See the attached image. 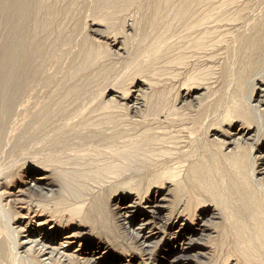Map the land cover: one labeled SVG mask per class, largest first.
Wrapping results in <instances>:
<instances>
[{"label": "bare ground", "instance_id": "obj_1", "mask_svg": "<svg viewBox=\"0 0 264 264\" xmlns=\"http://www.w3.org/2000/svg\"><path fill=\"white\" fill-rule=\"evenodd\" d=\"M77 1L0 0V173L4 169L5 172L8 171L7 163L14 158L25 156L29 159L28 153L32 151L36 159L35 161L32 159L33 165H27L28 161L23 163L24 168L26 166V169H29L28 173L34 176L30 183L25 182V186L35 195L50 197L58 183H55V180L58 179L72 198L82 197L84 191L103 195L108 200L109 197H106L108 194L117 198L119 202L117 219L143 251L151 250L154 244H158V239L163 234L164 237L169 236L171 246L164 259L162 258L161 264H193L194 260L205 257L206 249L200 248L199 242L216 232L210 225L220 219L222 214L228 221L226 234L229 236L232 233L236 237L237 252L245 264H264V187L260 184V179L255 178L253 162L258 157H254L253 146L246 152H241V147L235 153L230 151L225 154L221 151L222 148H216L211 141L204 144L199 136L206 154L199 155L200 157L191 163L187 174H182L185 169H181L180 160L188 163V158L191 159L193 155L188 152L180 155L182 153V149L178 151L181 146L178 139L180 137H176L175 134L170 136V132L166 131H169L170 125L179 118L186 119L188 111L184 113L181 110L183 106L180 110L177 109L176 102L173 103L170 96L168 97V90H165V93L160 91L156 97L151 95L147 100L135 98L129 101L131 94L125 87L131 80L135 83L142 82L140 79L146 78L144 74L147 71H153V74L163 77L166 70H170L168 68L170 65H186L188 55L192 57L203 55L212 59L214 56L222 58L225 55L224 58L228 61L221 71L222 79L228 89L230 82L235 81L236 89L228 100L231 105L227 103L228 107L220 115L221 122L223 124L228 122L229 128H232L227 137L229 146L237 144L238 141L248 144L255 134H259V130H255L254 127L256 119L257 121L258 118L262 119L261 116L257 118V114L254 113L257 108L252 104L255 93L252 83L264 73V0H259V3H256V0H89V3H92L89 6H92L90 8L94 12L91 9L90 11L96 16H92L93 20L94 18L98 20L94 24L99 22L105 26L106 31L118 27L122 22L123 26L124 23L127 24L128 15L131 13L141 18L139 17L137 34L135 32L138 39L132 36L135 41L131 40L132 38L121 40V34L125 29L122 25L115 33L109 31L115 37L109 32L102 36L111 39L121 53H128L131 48L133 49V54L130 55L134 56L129 55L131 60L125 59L128 61L126 71L130 76L127 81L124 79L126 82L123 84L119 80L120 83L116 85L118 90L114 91L119 99L126 101L127 104L106 102L92 96L90 98L94 101H87L89 105H85L86 111L82 110V113L76 111L82 109L80 105L89 98L92 90L99 87L93 84L97 79L95 76L103 74L101 71L98 72L97 68L102 60L104 58L107 60L111 54L108 47L104 48V45L101 47L100 44L96 46L92 43L94 41H89L88 35L84 34L86 26L84 28L74 24L76 26L74 32L66 34V24L77 18L81 14L80 10L86 8L77 7L76 4L80 5ZM82 13L85 14L84 10ZM132 19L136 20L135 17ZM134 25L137 27L138 24ZM69 30L71 29H68V32ZM102 67L104 68V65ZM106 69L103 70L107 71ZM93 70L96 71V75H92ZM146 79L147 82L144 83L146 86L156 85L155 81L149 82V79ZM262 83L264 86V82ZM170 91L172 93V90ZM244 93L247 96L244 98L245 102L242 99ZM225 97L226 93L216 106L212 107V112L209 111L210 116L225 107L227 98ZM245 103L250 107L247 105L248 108ZM258 103L262 104V100L259 99ZM210 107L197 113V118L194 119L195 131L207 130L204 128L207 127L205 123ZM126 109L134 114L143 112L136 124L138 122L144 125V131L138 133L135 131L137 129H133L134 123L125 114ZM214 115L212 117L218 118V114ZM211 120L215 128L216 119ZM84 150L93 157L90 156L88 162L79 164L76 162L77 158H83L80 151ZM73 153L80 154L73 158ZM259 154H263L261 158H264V151ZM172 161L180 165L173 166ZM71 164L74 165V169L67 168V165ZM257 174L264 176V163ZM184 178L210 199L201 200L199 197V200H195L190 199L191 196L186 199L185 196L188 197L190 194H185L188 190ZM171 192L175 194L172 202L169 201ZM85 194L89 197L88 193ZM104 197H98L100 199L95 205L93 203V207L100 217L106 219L105 217L109 215L106 214L108 208L105 209L107 204ZM63 201L58 203V208L62 204L63 207L67 204ZM0 203L2 206V201ZM81 205L84 207V204ZM70 209L69 212L73 215ZM193 209L200 213L199 220L197 225L190 226ZM2 210L0 216L5 219L3 216L5 211L1 215ZM71 210L78 212L74 208ZM81 211L80 214L83 212ZM59 214L56 216L53 214L50 216L51 219L38 224L44 231L36 239L32 237L36 236L37 230L30 229L29 226L25 229L18 226L19 230L12 226L9 232L10 228L7 225L6 228L5 223L4 227L9 232L7 234L6 229L2 227L8 218L6 217L4 222L0 223V229H5L7 234L3 232L6 239L2 238L3 235L0 236V264H66L71 256L65 254L67 250L65 245L69 248L72 246L73 243L69 240L73 236L61 238L62 242L58 243V239L63 237L65 232L61 227L57 229L58 225L53 221L60 218L61 215L57 216ZM35 216L42 215L35 213ZM14 219L19 218L16 215ZM94 220L96 219L94 218L93 222ZM138 221L140 223L136 224ZM90 222L92 221L89 220V224ZM105 225L104 229L107 228V223ZM137 225V229H132ZM0 232L2 234V230ZM20 233L25 236L20 237ZM20 238L24 240L21 241ZM58 244L59 246H56ZM85 251L87 264H110L106 248H89ZM31 256L36 259L35 263Z\"/></svg>", "mask_w": 264, "mask_h": 264}, {"label": "rangeland", "instance_id": "obj_2", "mask_svg": "<svg viewBox=\"0 0 264 264\" xmlns=\"http://www.w3.org/2000/svg\"><path fill=\"white\" fill-rule=\"evenodd\" d=\"M79 1L80 0H78L77 3H79L80 5L76 4V6L77 7H80V8H85L86 7L87 10H85L86 8L85 9H82V10H84V13H85L83 15L82 10H80L79 8H77V9L80 10L81 14L78 15L77 18H74L75 21L74 20L69 21V24H71L72 26L69 25V24L68 25L66 24V27H67L66 28L67 29L66 34L68 33L70 35V33L72 34V32H74V30L76 28V26H74V24L77 25V26L78 25L79 26H84V28L86 26V28L84 30V31H86V33L84 32V34H85V36L88 35L87 38L89 37L88 38L89 41H94L92 43L93 44L95 43L94 45H96V46L97 45L98 46L101 45V47H103L102 45H104V48H107L108 47L107 49H108V51H109V53L111 55H109V57L107 58V60L110 58L109 61L111 60L110 61L111 64H110L109 61L106 60V58H104L102 60L104 63L101 62L100 65H99V67L97 68L98 69V72L101 71V74L103 73L102 76L101 75L98 76V74L96 73L97 69H96V71L93 70L92 75H96L97 74L95 77L98 80L100 79L102 82L99 80V83H98V80L97 79L96 80L94 79L96 82L94 81L93 84L96 87L99 86L98 89L97 88L93 89L91 87V90L93 89L92 92H91L92 94L89 95V98L87 100H85V102H83V105L82 104L80 105V107H82V109L79 108L78 109L79 112L78 111H76V112L77 113H80L82 110H84V108H86V106L89 105V103H87V101L88 102L94 101L93 99L91 100L92 96H93V98L97 96V97H99L100 100L104 99L103 101H106V102L112 101V103L115 102V103H118L120 105H123L124 102L126 103V101H121V99H119V96H117L118 94L116 92H114V91H117L118 90L117 89L118 83H120L122 81L121 84H123V82L125 80L127 81V79L130 76V73L128 71H126V64L128 62L127 60H129V58L131 60V57L134 56V55L133 56L130 55V54H133V49L130 47L132 53H131V51L128 52V53L127 52L126 53H121V51L119 50V47L117 45H115L111 41V39L108 40V39L102 37L104 35H107L109 31H113V33L117 32L116 29H119L120 25L123 26V22H122V24L120 23L118 25V27H115L114 29L113 28H110L112 30L106 31L107 29H105V26H103L102 24L100 25L99 22L96 23V24H94V22H97L98 20L97 21L95 20L97 18H94V20H93V17H96V16L94 15L95 13L94 14L92 13V12H94V11H92L93 9L90 8L92 6H89L92 3H89V0L88 1L86 0L87 2L84 1V0H81L80 2H82V3H80ZM256 3H259V0H256ZM81 4H83V5H81ZM90 9H91L92 12L90 11ZM87 11L90 12V14H88ZM86 12H87V15H86ZM132 14L133 13H131L130 15H128V18H127L128 19L127 20V24L128 25L126 23H124V26H126V27L123 26V28H125V29L123 30L124 31L123 32L124 35L123 34H121L122 36L120 35L121 38H122V39L120 38L121 40H124L125 38H128V39H131L132 38L131 40L135 41V38H136V40L138 39L136 37V35H135V32L137 34V31H138L137 29H138V26H139V19L141 17L138 15L140 17L139 18V17H136V15L133 16L134 14L133 15ZM80 16H82V17L80 18ZM88 16L89 17H92L93 16V17L92 18H87ZM129 17H132V18L135 17L136 20L134 21V19H132V18L130 19ZM84 20H85V22L86 21L88 22V23L86 22V25H85ZM130 24L132 25L131 27L129 26ZM134 24H136V25L138 24L137 27ZM69 26H71V27H69ZM127 26H128V28H127ZM130 28H133V29L130 30ZM68 29H71V30H69V32H68ZM134 30H136V31H134ZM104 31H106V32H104ZM112 34H111V36H114ZM132 36L135 37V38H133ZM132 43L135 44L134 42H132ZM126 54H128L127 55L128 58L126 57ZM178 55L179 54H177V56ZM177 56H175V57H177ZM224 56L225 55H223L222 58L221 57L214 56L213 59H212V57L211 58L210 57H203V55H201V57L198 56V55L197 56H193V57L191 55H188L187 64L185 63L186 65H184V66H182V65L181 66L180 65L179 66H177V65H170L171 67H168L170 70L167 69L165 75H163L164 78L161 77V76H157L156 73L153 74L152 73L153 71L152 72L151 71H147L146 72L147 74L146 73L144 74V72H143V74L145 75V77L149 79L148 81L151 82L153 80V81H155V84L156 85L153 86V87L146 86L144 84L145 82H147V79L146 78L140 79L142 82H136V83H135V81H132L131 80V82H129L127 85H125V87H127V90H129L128 93L131 94V95L129 94L130 96H129L128 100L129 101L131 99L134 100L135 98L136 99L138 98V99H141V100H145V99L147 100L148 98L151 97V95H155V97H156V94L158 96V94H159L160 91H161V93L162 92L165 93V90L166 91L168 90L167 91L168 92V97L170 96L169 98H170L171 101H173V103L176 102L175 104H176L177 109L180 110L181 106H183L182 107L183 109L181 108V110H183L184 113L188 111L186 113V115L188 114L186 116V119L183 118L185 120V122H184V120H181L179 118L173 124L170 125L171 127L168 129L169 131H166V132H170V134L168 133L170 136H174V134H175L176 137L178 136V137L181 138V139L178 138L179 139V142L181 143V146H182V147L179 146V149H178V151L182 149V153H180V155H182L183 153H187V152H188V154H191V156L193 155L192 156L193 159L192 158L191 159L188 158V160H189L188 163H185V162H183V161L180 160L181 169L182 168L185 169V170L183 169L184 172L182 174H187L188 168L191 166V163L193 162V160H195L197 157H200L199 155H201V156H202V154L204 155L205 149L203 151L204 145L202 144V142H200V139L201 138H202L201 140H203V143L204 142L206 143V141H209V142L211 141V143H213L216 148H218V147L220 149L222 148L221 151L224 152L225 154L228 153V152H230V151H231L230 153H235L241 147H242L241 148V152H246V151L250 150V147L251 146H253V148L255 149V152H254V155L255 156L254 157H258L256 159V161L253 162L254 163L253 164L254 170H255V173H256L255 178H256V180H259L260 179V184L264 187V176L263 175H260V174H257L263 168V163H264V158H261L263 156V154H259V152H263L264 151V131L262 132V130H264V129H262V128H264V102H263V100H264V86L261 85V84H263L262 82H264V77H263L264 76V73L261 75L262 76L261 78L260 77L255 78L254 81H253L254 83H252V86L254 85L253 89H255L254 90L255 93L253 92L254 94H253V99H252L253 102H252V104L255 105L256 108H257V109H255V111L256 110L257 111L254 112V113H255V115L256 114L258 115V116L256 115L257 118L260 117V116L262 117V119L261 118H258V121L256 119V123H255V126H254L255 127V130H257V129L259 130L260 136H259V134H257V135L255 134L252 137V139L249 140L248 144H245V143L243 144V142H241V141L239 142L238 141L237 144H233L232 146H229V144H228L229 143V141H228L229 139H227V137H228V134H230L232 132V128H229V125H228L229 123L228 122H224V124L221 122L220 115L226 110V108L228 107V104L231 105V102H229L228 100L231 98L230 95H232V93H234V91L236 89V83H235V81L232 80L231 82H234L235 86H233L234 84L230 82V85H229L230 86V89H228L227 86H226V84H225V82H224V80L222 79V72L221 71L224 70L223 67L226 66L227 61H228V59L227 58L225 59ZM125 59H127V60H125ZM112 61L118 62L117 63L118 66H116L117 64L115 62H112ZM107 62L110 65H112V64L114 65L115 64L114 66H112L114 69L110 65H108ZM102 65H104V68L102 67ZM105 67H107V69ZM103 69H106L107 71H104ZM110 71H112V72L110 73ZM104 72H105V74H104ZM106 72H108V73H106ZM124 72H125V74H123ZM149 72H151V75H150ZM143 74H142V77H144ZM103 75H104V77H103ZM154 75H156V77H154ZM198 75H200V76H198ZM150 76H153V77H150ZM92 77L94 78V76H92ZM100 77H103V78L101 79ZM119 80H120V82H119ZM184 81H186V82H184ZM93 84H92V86L95 87ZM164 87H165V89H164ZM151 89H153V90H151ZM187 89H189V90H187ZM94 90L96 91V93H95ZM170 90H172V93L173 94L171 93ZM152 91L153 92L156 91V92L153 94ZM246 91L248 92V90H245V92ZM261 91H263V92H261ZM227 92H228V94H227ZM93 93H95V94L93 95ZM101 93H102V95H101ZM225 93H226V97H227V98L225 97L226 98V105H224L225 107L222 110L218 111L217 113H215L213 111L214 113L212 114V116L214 114L215 115L218 114L217 115L218 118L217 117L210 116L209 111L212 112V110H213L212 107L214 108V106H216L217 102L220 100V98H222V96ZM246 93L243 94V96L245 95L244 97L242 96L243 97L242 98L243 99V102H245V99L244 98L247 97L246 96ZM190 94H191V96H190ZM260 96H263V97L260 98ZM259 99L262 100V104H259L258 103ZM209 104H211V105H209ZM204 105H205V107H204ZM207 105H209V106H207ZM245 105L247 106L248 103H245ZM207 107H210L209 110H208V116H207V120H206V123H205V125L207 127L204 128V129L207 128V130H204V132L203 131L202 132H197V131H195L194 119L198 115L197 113H201ZM85 111H86V109L83 112H85ZM183 111H182V113H183ZM258 112L261 113V114H259ZM125 114H127V116H129V119L131 121H133L134 124L132 123L133 124L132 127H133V129H137V130H135L136 132L138 131V133H140V132H142V130L144 131V127H143L144 125H142V124L140 125V124H138V122L136 124V121H140L139 119L143 115V112H137L136 114H134V113H131V111H129V110L126 109ZM191 114H192V116H191ZM189 115H190V117H189ZM188 118H190L191 120H189ZM211 118L213 119V121H214V119L217 120V122H216V120L214 122L215 128H214V126H212L213 123H212ZM258 122H260V123L258 124ZM237 125H241V123H239V124L237 123ZM127 129H129V127H127ZM179 134H180V136H179ZM199 136L201 138H199ZM203 137H205L204 138L205 141H204ZM196 140H197V142H196ZM198 142H200V143H198ZM190 147H191V149H189ZM184 149H186V150H184ZM80 150H83V149H80ZM86 151L85 150L84 151H80L81 154L80 153H78V154H74L73 153L74 155L72 154V157L73 158H76L80 154V156H82L83 158H80L79 159V157H78L77 158L78 160L76 162L79 163V164H84V162L85 163H86V161L88 162L89 159L91 157H93L92 155L86 154ZM202 151H203V153H202ZM31 152L32 151H30V153H28L29 154L28 155L29 159L27 157H25V156L24 157H21V158H23V160L21 158H14L9 163H7V167H6V170H8V171H6L7 173L5 172V169H4V171H1V173H3V174L0 173V178H1L0 179V183L2 182L0 184V196L2 197V198L0 197V200L2 201L3 208L1 206V203H0V207L2 209H4V211L7 208L6 209L7 213L5 211V214H7V216L4 214V211L1 208H0V210L3 211V213H1V215L4 214L3 216H5V219H6V217H8L6 219V221L7 220L8 221L7 222L6 221L4 222V220H5L4 217L2 218L0 216V223L2 224L4 222L2 224V227H4V224L6 223L5 224V227H6V225L9 226V228H10V231L9 232H11V230H12L13 227L14 228H16V227L18 228V226H19L20 229L22 227H23L22 229H25L26 226H29L30 229H36L37 230L36 236H33L32 237V239H36V238H38L39 234L43 233V231H44L42 229V227H39L38 226V224L39 223H42L44 221H47L49 219H51L50 216L52 217L53 214L56 216V214H59L60 213L59 215H57V216H60L61 215L60 218H57V219L53 220V221H56V223L58 225L57 229L59 227H61V228H63L65 230L64 236L63 237H60L58 239V243L60 244L62 242V239L61 238H65V237H68V236H73V238L71 240H69L71 243H73L72 246H70V248H69L67 245H65V247H66L65 249H67V250H65V254L66 255L69 254L68 256H71L70 259H68L69 261L66 264H87V262H85V260L87 259V257H86V255L84 253H86L85 250L86 249H89V248H92V249H94V248H103V249L106 248L107 252L109 253L108 260H109V263L110 264H154V263L155 264H161L163 262L162 258L164 259L165 253H167L168 249L171 246V243H169V239H168L169 236L168 237L167 236L164 237V234H163V236H161V238H163V239H161V238L158 239V242H157L158 244H154L151 250H147L146 249V250H144L145 251L144 252L143 249L138 246V244L135 242V240L133 238H131V235L129 234V231H127L126 227H124L123 225L121 226L120 221L117 219V216H118V213H119L118 212L119 209L117 208L119 206V204H118L119 202H118V199L117 198H113V197H111L108 194V195H106V197H109V200H108V198H105L103 195H99V194H96V193L89 194V192H87V191H84V193L82 195V197L88 198L86 200L83 199L82 197L77 198V199L76 198H72V196L66 191L65 187H63L62 184L59 183L58 179L55 180V183L58 182L59 184L56 183V187H55L54 192L50 194V197L51 198L44 196V197H46V200H45V198L43 196L37 195V194L35 195L31 191H29L28 190V187L25 186V185H26V183L28 181H29L28 183H30L31 179H33L34 176H31V173H28V170L29 169L27 170L26 169L27 168L26 166L24 168V163L28 161V164L27 165H29V164L30 165H33V162H32L33 160L32 159L34 158V155ZM82 152H83L84 155H82ZM75 155H77V156L74 157ZM85 156H86V158H85ZM87 156H89V157H87ZM24 159H27V160H24ZM35 160L36 159L34 158V161ZM177 162L179 163V160ZM8 164H10V165L8 166ZM171 164L173 166H177V167L180 165V164L179 165L176 164V161H175V163H174V161H172ZM169 165H170V163H169ZM71 166H68L67 165V168L74 169L73 168L74 165L71 164ZM22 167H23V169H22ZM10 173H12V174H10ZM15 176L17 178H15ZM54 179L55 178L53 177V180ZM184 180H185L186 188H187V190L189 192V193L186 192L185 194L186 195L190 194V195H188V197L185 196L186 199L187 198H190L189 196H191L190 199L194 198L195 200L196 199L199 200L198 199L199 197H201L200 198L201 200H202V198L203 199L205 198V200H209L210 199V197L207 196L205 193L200 192L199 190H196L195 185H193V183L191 184V182L190 181H187L186 178H184ZM8 181H9V183H8ZM12 183H14V184H12ZM7 186L9 188H7ZM59 187H60V189L62 188L61 189V193L59 192V190H60ZM191 188H193V190ZM24 190H25V192H23ZM2 193H3L4 196L2 195ZM66 193L68 194L67 196H66ZM85 193H88L87 195H89V197H91V196L92 197L91 198L86 197L85 196L86 195ZM171 193H172V196L170 197L171 199L169 198V201L172 202L174 200V197L173 196H175V194L173 192H171ZM16 195H17V197H16ZM19 195H20V197H19ZM98 197H100V198L101 197H104V201L107 204L106 207H105V209L108 208V209H106L107 210L106 211V214H107V216L108 215L109 216L108 217H105L106 219L100 217L94 211V207L93 206L95 205L96 201H98V199H100ZM15 198H17V199H15ZM74 199H76V200H74ZM79 199L81 200V202H79L80 201ZM17 200H18L19 203L17 202ZM61 201L67 202V204L64 205V207H63V204H62V205H60L61 207L59 206L60 208H58V203L61 202ZM90 202L92 203V206H91V203ZM49 203H50V205H49ZM55 203H57V204L55 205ZM93 203H94V205H93ZM42 204H43V206H41ZM70 204H71V206H70ZM81 204H84V207ZM44 205H46V206H44ZM77 205H80L82 207L80 208V206H77ZM4 206H5V208H4ZM210 206H212L214 208L213 205H210ZM43 207L46 208V210ZM67 208H69V209L70 208L71 209L74 208L75 210L77 209L78 212L76 211L77 213H75L74 210H71L70 209V211L73 212V215H72V213L70 214L69 209H67ZM35 209H36L37 212L35 211ZM194 209L192 210L191 215H190V219H191L190 220V226L197 225L198 224V220H199V214L200 213L199 212H196L197 210H194ZM45 211H46V213H45ZM56 211L59 212V213H57ZM64 211H66V212L64 213ZM79 211H81L82 213L80 214ZM35 213H38V215H42V216H35ZM88 214L90 216H88ZM16 215H17V218H19L17 220L14 219ZM79 215H80V217H78ZM31 216H33V217H31ZM86 216H87V218L85 219ZM10 217H13V218H10ZM98 217H100V218H98ZM88 218H90V219H88ZM94 218L96 219V220H94L95 223L93 222V219ZM1 219L3 221H1ZM9 219H11L13 221V223H11L12 221L9 220ZM87 219H88V222H87ZM100 219H101V221H100ZM89 220L92 221V222H90V224H89ZM85 222H86V225H85ZM7 223H9V224L11 223V224L9 225ZM106 223H107V228L105 227V229H107V230L104 229V226H106L105 225ZM139 223H140V221H138L136 224H139ZM227 223H228V221L226 220L225 216H223L221 214V218L218 219V220H216V221H214L213 224L210 225V227L211 228H214V230L216 232L213 235H211L209 238H207V239L199 242L200 243V248L206 249V251H205L206 252L205 253L206 256L205 257H202V258H200L198 260L197 259L194 260L195 262L194 263L192 262L193 264H239V262L241 264H245V261L243 260V258L237 252L236 237H234V235L232 233H230L229 236L226 234V232H227V226H228ZM1 224H0V226H1ZM51 226H53V225H51ZM137 227H138V225L137 226H134L132 229H134V228L137 229ZM19 228H18V230H19ZM5 229H0V230H2V234L0 232V234H1L0 236L2 237V235H3V237H2L3 239H6V235L9 233L8 230L7 229L5 230ZM4 230L6 231L7 234L5 233ZM129 230H131V228H129ZM3 232L6 235L3 234ZM24 236H25V234L20 233V237H24ZM20 239H21V241L24 240L23 238H20ZM59 244L56 245V246H59ZM149 251H151V252L149 253ZM62 252H64V250H62ZM31 259L34 260V263L36 262V259H34L32 256H31Z\"/></svg>", "mask_w": 264, "mask_h": 264}]
</instances>
